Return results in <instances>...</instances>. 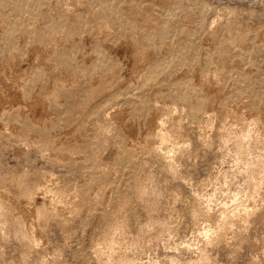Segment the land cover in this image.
<instances>
[{
  "label": "rangeland",
  "instance_id": "374dc122",
  "mask_svg": "<svg viewBox=\"0 0 264 264\" xmlns=\"http://www.w3.org/2000/svg\"><path fill=\"white\" fill-rule=\"evenodd\" d=\"M0 264H264V0H0Z\"/></svg>",
  "mask_w": 264,
  "mask_h": 264
},
{
  "label": "bare ground",
  "instance_id": "6f19581e",
  "mask_svg": "<svg viewBox=\"0 0 264 264\" xmlns=\"http://www.w3.org/2000/svg\"><path fill=\"white\" fill-rule=\"evenodd\" d=\"M100 21H101V20H100ZM149 56H150V55H149ZM147 57H148V56H147ZM209 79H210V78H209ZM239 114H240V113H238V115H237L238 118H240V117L242 116L241 114H240L241 116H240ZM241 118H242V117H241ZM160 127H161L160 124H156V128H160ZM167 137H168V136H167ZM31 223L33 224V220H31Z\"/></svg>",
  "mask_w": 264,
  "mask_h": 264
}]
</instances>
